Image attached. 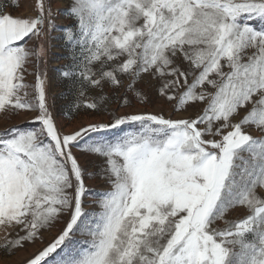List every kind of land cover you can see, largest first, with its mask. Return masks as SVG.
Wrapping results in <instances>:
<instances>
[{
    "label": "snow or ice",
    "instance_id": "obj_1",
    "mask_svg": "<svg viewBox=\"0 0 264 264\" xmlns=\"http://www.w3.org/2000/svg\"><path fill=\"white\" fill-rule=\"evenodd\" d=\"M37 9L21 18L0 7V112L35 110L40 125L0 131V226L24 233L6 237L5 251L66 214L26 264H264V135L245 130L264 133V0H73L78 34L66 29V40L79 55L63 75L78 80L81 96L151 73L171 77L160 90L169 100L171 89L186 88L177 110L206 107L194 119L130 114L72 134L49 110L46 72L31 98L24 83L25 65L45 51L27 40L53 27L44 0ZM122 126L130 130L102 134ZM85 136L82 150L105 158L110 184L97 214L82 206L85 169L72 151ZM238 208L245 214L229 218ZM77 232L89 239L77 242Z\"/></svg>",
    "mask_w": 264,
    "mask_h": 264
},
{
    "label": "rangeland",
    "instance_id": "obj_2",
    "mask_svg": "<svg viewBox=\"0 0 264 264\" xmlns=\"http://www.w3.org/2000/svg\"><path fill=\"white\" fill-rule=\"evenodd\" d=\"M44 2L45 7L51 9L53 27H48L46 22L47 35L44 40H38L36 37L27 40V47L38 48L43 44L45 51L42 59L38 60L33 56L25 65L24 83L29 85L27 91L31 98L34 95L37 73L41 70L46 72V102L62 134H72L92 124H110L116 118L130 114H158L171 119H194L202 114L206 102L190 103L177 110L180 95L186 88L171 89L176 98L169 100L160 90L171 77H157L151 73L141 74L135 80L130 76L122 75L121 86L104 84L102 87L86 88L84 95L81 96L78 80L74 81L63 75L66 71H76L74 57L79 55L78 47L66 40L68 34L66 29L78 34L77 22L67 11L73 0H44ZM0 7L14 17L34 18L38 15L37 0H0ZM192 79L190 76L189 84ZM91 103H95L97 107L95 109L88 107L87 105ZM38 114L35 110H20L15 114L2 111L0 131L12 126H19L21 129L38 128L39 122L35 121ZM245 114V111L241 110L239 115L233 118V123L238 122ZM129 130L128 126H122L119 130L112 129L102 134L111 138ZM245 130L254 136L264 135L253 127H246ZM99 135L101 134L92 133L91 137L96 139ZM86 142H91L88 136L74 146L72 151L85 169L84 183L88 191L82 197V206L86 212L97 214L100 211L98 203L101 199L100 194L109 190L110 184L104 178L102 171L105 167V158L84 152L82 149ZM245 212L246 209L238 208L228 215L229 218L235 219L242 217ZM68 219V215H63L53 226L41 229L37 239L12 249L10 254L2 247L5 238H15L17 233L19 235L24 233L18 228L0 226V264H26L28 259L47 247L58 236ZM74 239L82 243L89 237L77 232Z\"/></svg>",
    "mask_w": 264,
    "mask_h": 264
}]
</instances>
